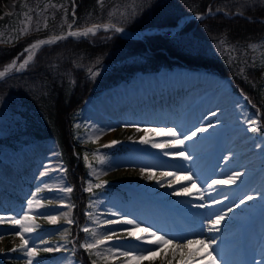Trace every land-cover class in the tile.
Here are the masks:
<instances>
[{
	"label": "rangeland",
	"instance_id": "rangeland-1",
	"mask_svg": "<svg viewBox=\"0 0 264 264\" xmlns=\"http://www.w3.org/2000/svg\"><path fill=\"white\" fill-rule=\"evenodd\" d=\"M138 1H115L106 11L108 20L126 24L137 11ZM257 1L224 2L246 7L254 6ZM66 9L67 3L63 0H0V45L6 46L28 34H39L63 25L69 30L74 22L64 16ZM177 39L190 53L223 59L238 72L249 64L264 66V42L233 45L221 38L200 39L191 34L178 36ZM140 59L131 58L129 61ZM183 65L171 71L161 69L158 72L136 73L128 81H120L88 97L73 116L70 132L77 143L86 146L82 158L90 176L84 187L89 194L87 209L83 211L85 222L80 226L74 220L77 213L73 208L71 192L62 190L71 187L57 144L46 129V122L21 98L11 95L0 98V217L19 219L24 211H29V200H39L40 203L34 202L29 212L30 216L32 212L37 213L35 220L26 221L37 227L26 235L39 249H59L38 251L33 264H82L84 259L83 256L80 259L78 249L87 255L89 264H129L125 257L109 254L107 244L91 250L81 247L85 243H94L95 239H103L101 234L109 228L131 227L106 225L104 221L116 218L111 215L113 212L133 218L142 227H150L169 237L206 240L214 237L215 253L218 252V245L228 239L227 233L234 232L237 225H244L246 218L259 216L258 210L252 211L256 213L249 211L256 207L259 200H264V132L247 131L251 126L248 118L258 119L257 113L241 93L232 90L230 81L218 72L201 66L191 68ZM106 67L96 68L90 76L101 75ZM197 127H205L207 131L185 141L180 148L165 150L184 151L190 157L188 160L164 156L161 150L152 148L151 143H139L145 135L156 143L171 139L143 130L172 128L183 139L184 134L190 135ZM137 128L142 130L137 131ZM97 136L99 139H95ZM114 140L119 143L105 147ZM99 157L104 158L103 163ZM225 157L228 159L225 160ZM141 168L151 169L157 174L164 171L191 174L197 188H207L213 179H226L233 172L243 175L236 184L220 186L212 193L222 203L199 208L193 205L211 204V197L206 194L204 200L196 199L195 189L193 196L173 195L174 190L189 186V182L182 181L168 188L165 180V186L161 187L155 180H148L146 173L141 174ZM5 178L9 182H4ZM97 184L103 186L97 188ZM118 190L124 191L123 194ZM33 193H36L35 198ZM119 195H124L125 199ZM246 195L255 199L236 207ZM228 207H232L233 211L222 222L220 231L208 232L209 220L217 211H227ZM44 216L57 217L56 223L50 224ZM85 227L89 232L83 231ZM15 230L18 226L8 220L0 223V264H28L23 250H11L21 244L20 237L14 234ZM72 230L82 232L81 239L77 238L79 245L73 241ZM263 233L264 223L257 231L258 236ZM118 235L123 237L122 232ZM137 235L146 234L137 232ZM41 240L46 243L41 244ZM253 245L256 248L257 241ZM197 250L200 255L204 254L203 247L198 244H193L186 252ZM168 260L179 264L181 257L177 254L173 258L169 246L165 245L155 256L132 261L131 264H167Z\"/></svg>",
	"mask_w": 264,
	"mask_h": 264
},
{
	"label": "trees",
	"instance_id": "trees-1",
	"mask_svg": "<svg viewBox=\"0 0 264 264\" xmlns=\"http://www.w3.org/2000/svg\"><path fill=\"white\" fill-rule=\"evenodd\" d=\"M63 1L67 3L65 15L69 21L74 22L73 27L108 21L106 11L115 3V0ZM224 1L139 0L137 11L123 26L133 31L149 27H171L183 15L203 14L216 9L226 10L229 14L239 10L250 19L240 15L229 18L217 13L203 19L192 18L171 36L167 31L135 40L126 39L114 32H99L86 39H61L40 49L24 72L0 80V98L13 95L25 101L40 114L46 122L50 137L58 144L63 165L66 166V176L72 187L71 196L76 204L79 226L85 222L83 211L89 197L82 189L89 176L81 157L86 149L73 141L70 130L73 116L87 96L116 85L120 80H128L137 72H156L162 67L172 70L183 64L189 67H208L227 78L235 92H242L248 97L260 114V131L264 132V68L249 65L238 72L220 58L190 53L177 39L178 36L191 34L200 39L221 38L233 45L244 46L264 39V0L246 7ZM65 29L66 26H61L39 34H28L15 43L0 45V70L16 58L21 60L23 49L32 41L50 32L61 33ZM139 56L142 60L129 61ZM103 63H108L109 68L102 75L91 78L89 70ZM78 237L81 239L82 232L78 233ZM79 243L80 240H77L76 244ZM78 253L83 256L82 264H89L87 255L81 249H78Z\"/></svg>",
	"mask_w": 264,
	"mask_h": 264
},
{
	"label": "snow or ice",
	"instance_id": "snow-or-ice-1",
	"mask_svg": "<svg viewBox=\"0 0 264 264\" xmlns=\"http://www.w3.org/2000/svg\"><path fill=\"white\" fill-rule=\"evenodd\" d=\"M197 19H203V16H197ZM71 27V26H70ZM95 27L93 28H87L83 31L78 32H69L68 35L70 36H87L89 33L95 34ZM105 30H108L109 25L103 26ZM114 27V31L119 33L122 32L123 29L120 27ZM64 39L63 36H55L52 37L49 40H39L36 43L30 45V49L36 50L39 49L42 45L45 44H52L55 43L57 40ZM25 51H29V49H25ZM33 53H30L28 58L24 60L23 63L19 65V71L20 69L25 68V66L29 63V61L32 60ZM16 61L12 62V65H9L8 67L11 68ZM8 69H5L4 72H0V77L5 76V72H7ZM93 76L96 75V73H92ZM212 115H215L213 113ZM248 124L251 125L247 131L250 132H256L258 130L257 125L259 123L258 119H252L248 118L247 120ZM209 127H211V124H209ZM142 129L137 128V131H141ZM146 133L148 131L155 132L157 135L160 136H166L170 137L171 139L164 141L163 143H156L155 141L149 140L147 135L144 137H141L139 140V143L141 144H149L151 143L152 148L159 149L163 152L164 156H171V157H179L183 160H188L190 157L185 154L184 151H177V152H171V151H165L166 149H176L180 148L185 144V141L193 140V138L197 137L198 134L204 133L207 131V128L205 127H197L194 131H191L189 134H184L183 139L180 138V134L177 133L172 128H166V129H150V130H143ZM91 139V137H90ZM95 139H99V137H95ZM131 139V137H129ZM119 143V141H111L109 145H105V147H111ZM87 159V157H85ZM228 158L225 157V160ZM99 160L101 163L104 162L103 157H99ZM141 174H145L147 176L148 180H155L157 184H159L161 187H164V181L167 180V187L173 188L175 184H179L182 181H188L189 186L187 187H181L179 189H176L172 192L173 195L177 196H193V189L196 191V199L204 200L205 195L211 197V204H195L194 207L204 208V207H212L216 204L222 203L221 200L216 199L212 196V193L216 191V189L223 185H233L236 184L237 181L240 179V177L243 175L241 172H233L231 175L227 176L226 179H213L211 183L208 184L207 188H197V182L195 179H193L191 174H185L180 175L177 172H160L157 174L156 172L152 171L151 169L146 170L145 168L140 169ZM41 175H44V173H41ZM103 184H97L96 187L100 188ZM66 192H71V188H65L62 189ZM88 191H91V189H88ZM36 193H33V197L35 198ZM262 198V193H261ZM227 199V197H225ZM255 197L251 195L244 196L243 199H240L239 204L236 205V207H239L242 204H245L246 201L253 200ZM39 204V200H29L28 201V209L29 211H24L23 216H20L19 219L16 217H0V223H4L5 220H8L11 224L18 226V230L14 231V234L16 236H19L21 239V244L18 248L11 249L12 251H19L23 250L24 254L28 257V264H33V258L37 255L38 251L43 252H52V251H58L59 249H54L52 247H44L42 249L37 248L34 245V242L30 241L28 238V235L31 234L33 231H35L34 225H30L26 223V221H34L36 218L37 213L32 212V215H29V212L32 210L33 203ZM233 211L232 207H228L227 211H217L214 214V218L209 220V224L206 228L208 232H219L220 226L222 222H224L228 216L229 213ZM39 215H44L43 213H40ZM112 216L116 217L115 219H109L104 221L106 225H125V226H131L128 228H109L106 233H102L103 239H95L94 243H85L82 244L81 247L91 250L95 249L98 246H104L108 245L106 248V251L111 254L112 256H116L118 254L119 257H125L129 264H131L132 261H143L144 259H147L149 257H153L157 254V252L162 251L164 249V246H169L173 258L177 254L180 255L181 260L179 261V264H220V262L217 259V256L214 255V249L213 245L215 244V238L211 239H203V238H197V239H189L186 237H169L163 234H160L157 231L152 230L150 227H142L141 223L137 222L133 218H128L126 215H120L118 212L111 213ZM44 218L50 223L55 224L57 217L55 216H44ZM71 222V221H69ZM84 232H89V229L85 227L83 229ZM123 233V237L127 238H134L133 239H125L118 235L119 233ZM137 232L145 233L146 235L140 236L137 235ZM96 233L95 230H93V237L95 238ZM41 244L46 243L45 241L41 240ZM30 244L32 246H30ZM193 244H198L203 247L204 254L200 255L199 250L196 252H186V250L190 249ZM127 245V246H126ZM155 246V247H153ZM99 255V253H97ZM147 254V255H145ZM108 257H105L107 259ZM38 264V262H37ZM167 264H172L171 260L167 261ZM248 264H251V262H248ZM261 264H264V259H262Z\"/></svg>",
	"mask_w": 264,
	"mask_h": 264
},
{
	"label": "bare ground",
	"instance_id": "bare-ground-1",
	"mask_svg": "<svg viewBox=\"0 0 264 264\" xmlns=\"http://www.w3.org/2000/svg\"><path fill=\"white\" fill-rule=\"evenodd\" d=\"M94 26H97V23H95ZM94 26L75 29L84 30L87 28H93ZM27 49H29V51H26V55L24 56L25 60L28 58L30 53H34V50L30 49V46ZM15 67L16 66L14 65L9 69ZM101 116L104 115L101 114ZM3 180L4 182H9V180L6 178ZM256 210L259 211V216L252 215V218H246L243 221L244 225H237L234 232H229L226 234L228 236V239L225 240L224 243L218 245V252L214 253V255L217 256L220 264H248V262H251V264H261L262 259H264V233L263 235L261 234V236H258L257 231L259 227L264 223L263 199L259 200L258 204L256 203V207L253 210H250L249 213H256ZM256 241L257 245L256 248H254L253 244ZM228 249H230L229 252H227Z\"/></svg>",
	"mask_w": 264,
	"mask_h": 264
},
{
	"label": "water",
	"instance_id": "water-1",
	"mask_svg": "<svg viewBox=\"0 0 264 264\" xmlns=\"http://www.w3.org/2000/svg\"><path fill=\"white\" fill-rule=\"evenodd\" d=\"M192 17H194V16H192ZM104 25H107V24H104ZM104 25H102V26H99V27H96L95 28V32L96 31H103V30H105L104 29ZM109 25V28L110 29H114V27H113V25L112 24H108ZM73 32V31H72ZM69 33V32H68ZM68 33H64V34H61V35H51L50 37H47V38H45V39H43V40H49V39H51L52 37H55V36H63L64 38L65 37H76V36H70V35H68ZM122 35H124L125 37H129V38H135V39H138V37L140 36V35H142V34H149L148 32H145V31H141V32H139L138 34L137 33H134V32H120ZM45 45H48V44H45ZM45 45H42L40 48H42L43 46H45ZM40 48L39 49H36L35 50V53H37L39 50H40ZM35 53H34V55H35ZM32 61V60H31ZM30 62V61H29ZM4 72V71H3ZM9 74H6L5 73V76H8ZM0 79H1V77H0Z\"/></svg>",
	"mask_w": 264,
	"mask_h": 264
}]
</instances>
